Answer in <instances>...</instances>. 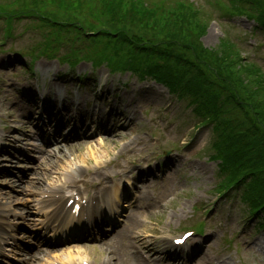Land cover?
Returning a JSON list of instances; mask_svg holds the SVG:
<instances>
[{
    "label": "rangeland",
    "instance_id": "1",
    "mask_svg": "<svg viewBox=\"0 0 264 264\" xmlns=\"http://www.w3.org/2000/svg\"><path fill=\"white\" fill-rule=\"evenodd\" d=\"M25 1L34 3L40 0ZM136 1L149 7L150 12L155 11L158 5L174 9L176 4L173 2L174 0ZM189 1L195 3L200 9L198 18L200 25L204 26V30L200 33L196 27L191 28L190 31L195 34L190 47L179 46L173 49L170 62L180 61L179 67H184V71L187 73L198 75L200 78L201 76H205L206 79L208 77L205 84L211 85L222 100L226 99L227 102L234 104L240 110H242L241 106L245 108L244 101L246 100H263L264 38L255 35V29H253L255 24L247 17L251 16L256 20L264 18V0ZM54 4L53 9L60 12L63 5H59L57 2ZM102 5L101 0H81L75 12L78 13L77 15L83 13L82 15L91 19L96 12L95 6L102 8ZM129 5L126 8H129ZM1 6L12 12L17 7L16 0H0V9ZM179 9L180 7H177L174 10ZM149 14L146 13L142 18L150 17ZM22 19L24 20L20 21L13 15L12 18L7 17L0 20V106L2 105L1 99H3V107L0 109V138L9 136L7 139L13 141L15 137L10 135L12 131L4 129V126L1 125L4 118L9 122L10 129L13 126H21L16 121L17 117L13 114L14 112L7 110L12 108V92L9 89H3L5 85L12 86L16 82V79L6 76L10 75L7 63L10 58L16 56L21 59L23 50L39 51L47 44L41 40L43 33L47 31L37 29L38 20L36 18L34 20L33 17ZM167 19L169 18L165 20ZM146 21L147 19H144L143 25ZM119 22L123 23L124 19H120ZM128 25L138 26L137 23L131 22ZM5 30H10L12 37H7ZM78 33L83 38L87 34L83 30L77 29L76 33H73L74 38ZM52 35L53 33L50 36ZM80 36L76 38L77 41ZM227 49L232 50V53L230 54ZM123 52V57L126 60L131 59L132 49L125 48ZM144 53L135 52L136 61L141 60L144 64L154 61L149 57H144ZM222 53L227 61L221 63L215 73L213 71L208 73L202 69L205 68V65L197 61L202 59L198 55L206 54L216 57ZM48 63L55 71L53 76L57 75V72L68 70L65 65L60 66L55 61L39 58L34 63V78L45 80L47 89L50 88L52 82L47 80V74L43 67ZM13 66L11 65V67ZM4 67L7 74L1 70ZM76 68L79 73L86 70L95 75L94 84L84 83L80 87L77 84V78H72V84L63 79L57 81L64 83L72 91H82L88 97L91 92L93 97L89 100L88 105L96 103L103 107L99 95L106 91L109 92V97L105 98L104 102H115L118 105L119 118H128V112H134L135 118H137L135 126H123V122H113L112 125L118 128L116 131L119 132L113 137L114 141L109 137L98 136L100 134L98 132H102L100 129L93 134V136H98L93 140L79 143L74 147L60 149L58 155H51V153L45 156L40 161L37 171L33 173L28 186L42 190L45 185L64 184L67 182L65 174L76 167L82 169L86 178L85 183L90 185V180L102 179L103 176L94 177V175L96 169H100L104 163H109L108 169L114 172L118 170L116 164L126 165V156H130L131 161L136 159L137 162L146 164L152 158H164L170 156L166 155L167 152L174 153L175 151L183 157L179 164L174 167L168 166V169L162 173L161 178L166 176V181L169 182L167 186L162 182L160 186L154 185L160 177L151 179L149 178L151 175L147 176L148 179L137 182L136 188H133L132 183L126 178L121 181L124 190L132 192L130 196L132 204H137L134 202L138 196L145 195L153 197L150 200L151 205L153 202L158 203L156 207L149 206L152 209L149 216L137 218L139 221L135 225L137 233L148 234L149 236L146 237L159 245L158 241L161 238H167L168 243L173 245L174 239L180 238L184 231L193 230L194 233H197L194 226L203 223L201 234L203 236L206 234V236L198 234L199 237H196L193 235L187 241L189 246L193 239H197L195 242L201 245L199 252L193 253L192 256H186L181 260L182 262L176 264H264V229H258L251 219L248 220V217L245 216L247 214L246 207L238 196L235 199L229 196L235 192H230L228 195L226 193V197L221 194L220 190L223 189L221 185L227 183L228 178L223 180V175L217 177L221 168L218 166L219 160L211 158V155L216 152L211 146L210 139L214 137L211 127H209L210 132L208 128L197 132L195 127L200 120L195 118L190 109L184 108L180 104L182 102L172 99L166 88L157 86L154 82L149 80L143 83L139 82L129 73L111 74L104 66L93 71L90 63L86 61L80 63ZM224 70L228 77H223ZM25 78L27 75L17 77L18 80ZM236 80H240V84ZM256 91L260 93L251 96ZM182 99L186 104L190 103L186 97ZM235 110L237 111V109ZM112 111L115 110L112 109ZM12 116H15V119H12ZM123 144H126L128 148H124ZM7 145L8 142L0 144V201L6 200L4 195L9 189H20L11 180V177L5 175V172L14 165L12 157L7 153ZM245 171L246 169H238L233 174L237 178L244 175ZM239 192L241 191L239 190ZM137 211L138 209L133 211V214L138 215ZM155 228L158 230H154ZM185 247H187L186 244L182 246V248ZM81 248L84 251V247L80 246L76 247V250L79 251ZM98 250L99 248L93 247L79 254L82 257H87L88 254H95ZM102 253L98 256V264H101L100 261L106 257V253ZM158 253L160 254L161 251L156 252V254ZM142 254L144 257L149 255L148 252ZM206 255L213 259L210 261L211 263L206 260Z\"/></svg>",
    "mask_w": 264,
    "mask_h": 264
},
{
    "label": "trees",
    "instance_id": "2",
    "mask_svg": "<svg viewBox=\"0 0 264 264\" xmlns=\"http://www.w3.org/2000/svg\"><path fill=\"white\" fill-rule=\"evenodd\" d=\"M53 1V2H52ZM81 0H50L52 5L57 2L62 6V11L64 14H72L74 18L77 17L76 8ZM103 5L95 6L96 12L95 17L97 20L103 23L104 19L108 22H118L120 19L127 20L130 17V11L126 8L125 0H101ZM18 11L25 10L26 6L35 3H26L25 0H16ZM189 10L172 12V16L168 19L167 24L164 26L162 32V37L164 39L169 38L170 43H183L185 45L188 42L191 43V38L194 36L190 30L195 28L200 30V33L204 30V26H201L200 20L198 18L199 11L197 8H193L191 5L188 6ZM54 8V7H53ZM132 14V13H131ZM104 25V24H103ZM126 26V25H122ZM102 28V27H101ZM184 31L183 33V30ZM57 29H55L56 31ZM128 29L119 33V37L125 41L130 42L127 34ZM108 37V33H105ZM132 45L135 47V42L131 41ZM232 53V50H229ZM158 52V50L156 51ZM223 54V53H222ZM163 55V53H159ZM171 52H167L163 55L164 58L169 59ZM210 60L220 67L221 62L226 61V58L221 57H211ZM230 62V61H229ZM174 67L177 71L180 70L178 65L174 63ZM175 71L171 66L157 65L152 71H150L156 78L160 80L167 81L168 84L176 83L178 84V72ZM149 72V73H150ZM231 74V73H230ZM238 83L240 80H236ZM185 81H182V84ZM240 84V83H239ZM243 87V86H242ZM244 88V87H243ZM202 85L186 83L183 88L176 87V92H179L181 96H186V98L193 99L197 96L209 90L201 91ZM246 92V90L244 89ZM259 91L254 92L251 96L259 94ZM245 108L241 106L242 110L236 108L234 109L233 104H229V109L234 111L237 115V126L234 131L225 132L222 134V139L216 142L218 155L221 156L223 166L227 171L233 173L238 170L237 163H245L249 165L246 169H250L252 166L253 172L257 178V187L255 191L253 190L252 200L254 206L257 207L260 203L262 188L264 187V98L263 100H246L244 101ZM223 119L221 120V122ZM228 125V122H224ZM243 155H250L251 162L243 159ZM238 169H237V168Z\"/></svg>",
    "mask_w": 264,
    "mask_h": 264
},
{
    "label": "bare ground",
    "instance_id": "3",
    "mask_svg": "<svg viewBox=\"0 0 264 264\" xmlns=\"http://www.w3.org/2000/svg\"><path fill=\"white\" fill-rule=\"evenodd\" d=\"M56 87H61V85L57 84ZM164 162H166V161L164 160ZM98 164H101V162H98ZM76 173H80V171H76ZM76 173H73V174L79 175ZM96 174L97 175H107L103 169H98ZM59 193H60V191L58 189H50V193L47 196V198L45 199V201H51V200L55 199L52 195H57ZM0 211H3V210L0 209ZM104 264H148V262L141 260L138 256L130 255V256H127L124 258V257H120L119 253H113L112 258L105 260Z\"/></svg>",
    "mask_w": 264,
    "mask_h": 264
}]
</instances>
